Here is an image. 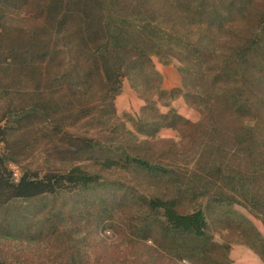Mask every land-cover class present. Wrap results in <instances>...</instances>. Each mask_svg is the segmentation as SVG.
<instances>
[{"label": "rangeland", "instance_id": "obj_1", "mask_svg": "<svg viewBox=\"0 0 264 264\" xmlns=\"http://www.w3.org/2000/svg\"><path fill=\"white\" fill-rule=\"evenodd\" d=\"M65 1L68 0H62ZM207 1L212 5L220 0ZM252 3L260 8L264 0H252ZM8 14L17 16L12 11ZM232 17L242 22L238 14L233 13ZM239 27L247 29L246 25ZM31 29L8 26L0 39V123L3 125L0 154L9 153L8 166L15 181L24 172L42 176L64 170L72 162L99 172L104 177L103 183H108L95 189L47 193L32 199L13 198L1 205L0 260L8 264H215L216 257L228 255L232 264H264L247 245L249 241L259 240L256 229L264 239V224L261 215L245 205V198L255 196L264 211V164L256 163L257 159L264 160V79L262 84L250 85L254 94L245 116H236L225 103L228 93L222 91L226 86H221L215 93L225 96L215 107L210 101L206 110L214 112L213 120L198 128L182 125L180 131L162 126L151 136L138 127L146 98L154 101L161 113L171 108L194 123L203 120L201 111L206 106L192 104L195 101L188 102L184 96L186 87L177 58L170 56V62L165 63L161 56H152L162 77L157 79L155 88L141 86L137 91L133 87L136 79L124 78L121 93L113 100V112L111 98H104L103 83L80 79L76 86V79H61L68 60L65 48L53 32L38 34L36 38ZM38 40H50V56L42 64L36 54L20 52ZM221 44L223 39L211 48H204L207 57L201 68L193 62L190 64L196 73L220 66L216 56L221 52ZM13 49L16 59L8 65L7 52L13 54ZM173 87L181 88L183 93L158 91ZM31 106L43 108L44 114L34 113L21 119V107L32 109ZM10 111L13 112L8 114ZM258 117L262 124L257 136L254 135L256 144L251 150L254 157H250L239 139L243 137L242 130L254 126ZM8 127L10 142L6 145L3 137ZM81 137L97 139L105 145L131 147L178 178L176 181L151 178L140 167L133 171L101 170L91 160L77 159L68 153L71 144ZM144 140L151 144H137ZM218 166L224 167L223 173L231 167L239 179L245 177L248 181L235 191L224 190V181L217 185L210 182V172ZM199 185H204V190ZM177 191L189 195L180 202L179 209L189 212L202 207L206 211L208 246L204 249L209 248V256L182 258L162 245L160 237L153 240L138 231V226L148 217L142 197ZM217 193H222L220 198L216 197ZM223 198L229 202L222 200L223 204H219Z\"/></svg>", "mask_w": 264, "mask_h": 264}, {"label": "trees", "instance_id": "obj_2", "mask_svg": "<svg viewBox=\"0 0 264 264\" xmlns=\"http://www.w3.org/2000/svg\"><path fill=\"white\" fill-rule=\"evenodd\" d=\"M9 11L17 16L9 15ZM233 13L241 16L244 24L234 19ZM13 25L19 29L32 28L36 38L38 34L53 32L68 56L61 79H76V86L81 82L80 79H87L89 83L95 79L103 83L106 88L104 98H111L110 108L113 112V100L121 93L124 78L136 79L133 87L137 91L141 86L155 88L157 79L162 77L152 56H161L165 63H169L171 57L177 58L181 64L178 70L182 83L186 87L184 96L188 102L195 101L192 104L206 106L205 111H201L203 120L194 123L171 108L167 113H161L155 102L146 98L138 127L151 136L162 126L180 131L182 125L185 128H198L213 120L214 112L206 110L210 101L215 107L216 102L225 96L220 92L215 93L221 86H226L222 91L228 93L225 103L230 105L236 116H245L254 94L249 89L250 85L262 84L264 79V5L256 8L252 0H220L212 5H208L207 0H0V39L4 37L8 26ZM241 25H246V31L239 27ZM222 39L223 44L219 45L221 52L216 56L220 66L215 70L196 73L190 64L193 62L201 68V63H205L207 57L204 48H211ZM49 46L50 40H38L28 48H21L20 52L36 54L42 64L50 56ZM15 59L14 49L13 54L7 52L8 65L14 63ZM233 84L236 86L228 89ZM158 91L165 94L183 93L179 87ZM31 107H21L19 117L24 119L34 116V113L44 114L43 108ZM260 124L262 120L258 117L254 126L242 130L243 137L239 139L250 157H254L251 150L256 144L254 135L257 136ZM5 134L3 141L8 145L10 127L5 130ZM141 143L151 144L148 140L137 144ZM68 153L77 159L91 160L101 170L119 168L133 171L140 167L151 178H178L169 175L170 171L159 162L148 159L131 147L105 145L89 137L74 141ZM8 154H0V208L13 198L32 199L47 193L95 189L108 183H103L104 177L99 172H91L72 162L64 170L46 172L42 176L24 172L15 181L8 166L11 160ZM256 163L262 165L264 160L257 159ZM223 172H226L224 167H215L210 172V182L217 185L224 181V190L235 191L248 181L245 177L239 179L231 167L227 173ZM199 186L204 190V185ZM220 194L217 193L216 197L220 198ZM188 196L177 191L142 197L148 217L145 223L138 226V231L153 240L160 237L162 245L182 255V258L194 259L196 256L199 259L209 256V248L204 249L209 224L202 207L189 212L179 209L180 202ZM250 197L245 198V205L254 214L261 215L264 224V211L259 207V200L255 196ZM222 200L229 202L223 198L219 204H223ZM256 234L259 240L249 241L247 245L264 262V239L257 229ZM215 260V264H232L228 255L216 257ZM0 264L8 263L0 260Z\"/></svg>", "mask_w": 264, "mask_h": 264}, {"label": "water", "instance_id": "obj_3", "mask_svg": "<svg viewBox=\"0 0 264 264\" xmlns=\"http://www.w3.org/2000/svg\"><path fill=\"white\" fill-rule=\"evenodd\" d=\"M2 134H3V125L0 123V138H1Z\"/></svg>", "mask_w": 264, "mask_h": 264}]
</instances>
